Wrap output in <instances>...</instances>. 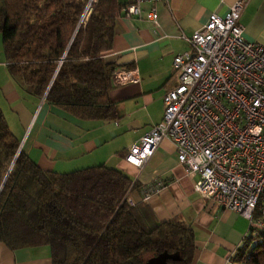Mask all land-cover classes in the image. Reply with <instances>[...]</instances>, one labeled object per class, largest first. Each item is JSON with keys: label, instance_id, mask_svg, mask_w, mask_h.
Returning a JSON list of instances; mask_svg holds the SVG:
<instances>
[{"label": "trees", "instance_id": "16d2710c", "mask_svg": "<svg viewBox=\"0 0 264 264\" xmlns=\"http://www.w3.org/2000/svg\"><path fill=\"white\" fill-rule=\"evenodd\" d=\"M90 1L0 0L3 52L9 74L33 97L82 120H114L120 65L105 54L128 3L94 0L88 8ZM133 183L105 164L43 169L0 109V242L11 250L49 246L52 264H148L162 253L168 264H194L190 224L180 216L158 221L148 201L129 204ZM262 208L254 216L263 224L250 225L231 264H264Z\"/></svg>", "mask_w": 264, "mask_h": 264}, {"label": "crops", "instance_id": "0c3cea01", "mask_svg": "<svg viewBox=\"0 0 264 264\" xmlns=\"http://www.w3.org/2000/svg\"><path fill=\"white\" fill-rule=\"evenodd\" d=\"M235 1L162 0L155 4L157 27L145 18L120 16L105 58L136 71L139 80L114 85L111 97L118 118L108 121L79 119L27 93L8 72L0 35V109L21 148L47 170L68 172L105 164L124 171L139 185L165 182L148 202L158 221L180 216L190 224L197 246L194 264H228L248 233L250 220L195 191L194 178L178 161L171 139H164L142 167L127 162L125 155L163 116L164 94L179 82L174 57L189 49L183 36L201 29L212 13L226 14ZM241 22L248 40L264 44V0H249ZM132 194L141 201L139 186ZM0 264H52L51 250L49 246L11 250L0 242Z\"/></svg>", "mask_w": 264, "mask_h": 264}, {"label": "built area", "instance_id": "2783aa9c", "mask_svg": "<svg viewBox=\"0 0 264 264\" xmlns=\"http://www.w3.org/2000/svg\"><path fill=\"white\" fill-rule=\"evenodd\" d=\"M159 1L132 0L121 16L145 18L157 27ZM248 1L236 0L226 14L212 13L201 29L183 36L189 49L174 57L179 82L164 94L163 116L125 159L142 167L171 139L202 198L238 212L250 225H262L254 214L264 204V44L244 35L241 15ZM137 80L136 71L123 67L112 77L114 85ZM136 183L124 198L129 204L137 203ZM164 186L163 181L140 185L141 201Z\"/></svg>", "mask_w": 264, "mask_h": 264}, {"label": "water", "instance_id": "95a60500", "mask_svg": "<svg viewBox=\"0 0 264 264\" xmlns=\"http://www.w3.org/2000/svg\"><path fill=\"white\" fill-rule=\"evenodd\" d=\"M46 96V95H45ZM45 98V97H44ZM168 254L162 253L149 259L148 264H168Z\"/></svg>", "mask_w": 264, "mask_h": 264}, {"label": "rangeland", "instance_id": "374dc122", "mask_svg": "<svg viewBox=\"0 0 264 264\" xmlns=\"http://www.w3.org/2000/svg\"><path fill=\"white\" fill-rule=\"evenodd\" d=\"M122 2H125L126 0H121ZM13 79V78H12Z\"/></svg>", "mask_w": 264, "mask_h": 264}]
</instances>
